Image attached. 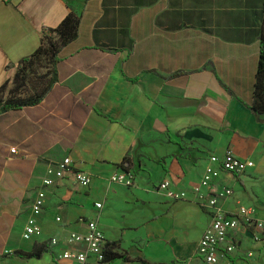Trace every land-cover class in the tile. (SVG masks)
Listing matches in <instances>:
<instances>
[{"label":"crops","instance_id":"crops-1","mask_svg":"<svg viewBox=\"0 0 264 264\" xmlns=\"http://www.w3.org/2000/svg\"><path fill=\"white\" fill-rule=\"evenodd\" d=\"M70 12L80 17L77 36L55 63L41 54L21 64L40 47L42 28ZM263 18L264 0H0V99L40 96L0 112V264H74L59 256L65 238L95 216L124 257L86 264H200L211 211L194 187L209 156L227 151L245 171L219 170L200 192L230 188L218 200L224 213L251 207L264 220V116L251 109ZM67 156L71 165L55 178ZM122 163L131 187L110 180ZM78 171L90 175L87 187ZM164 179L185 197L157 190ZM39 191V233L23 239ZM250 233L235 231L227 264H264V233L256 241ZM43 245L40 257L17 255Z\"/></svg>","mask_w":264,"mask_h":264},{"label":"built area","instance_id":"built-area-1","mask_svg":"<svg viewBox=\"0 0 264 264\" xmlns=\"http://www.w3.org/2000/svg\"><path fill=\"white\" fill-rule=\"evenodd\" d=\"M9 152L16 155L17 149L12 147L9 149ZM70 165L71 160L67 156L50 173H53L55 178H59ZM246 166V161L234 156L231 151H227L222 158L216 155H210L209 164L205 166L200 180L194 187L201 206L211 211V221L204 229L196 251L195 258L200 264H227L225 259L235 251L234 233L240 228L247 227L251 230L250 238L252 241L258 240L260 235L264 233V220L255 217L251 207L239 206L237 211L232 215H227L222 211L218 205V200L230 196L232 193L230 188L222 187L212 196H207L200 192L201 188H209L213 180L218 177L219 170L239 174L245 171ZM75 178L77 184L82 187H87L91 181L90 175L80 171L75 173ZM110 180L126 187H131L134 184L133 173L124 163H122L119 171L110 176ZM43 184L51 185L53 184V179L45 178L43 179ZM156 188L164 192L171 200H178L185 197L184 191H177L171 188V182L168 179L162 180ZM43 197V192L39 191L32 203V215L27 218L24 224L21 235L23 239H30L39 233L36 216L41 212ZM94 205L97 210L102 208L101 202H96ZM97 219L98 217L95 216L88 220L85 231H71L67 234L65 239L70 247L62 248L59 254L60 258L73 262L74 264H86L89 257H92L98 263L104 262L106 242L103 232L98 226ZM56 220L59 221L60 218ZM49 243L52 246L57 245L58 239L51 238ZM252 255L251 252H247L248 257Z\"/></svg>","mask_w":264,"mask_h":264},{"label":"trees","instance_id":"trees-1","mask_svg":"<svg viewBox=\"0 0 264 264\" xmlns=\"http://www.w3.org/2000/svg\"><path fill=\"white\" fill-rule=\"evenodd\" d=\"M79 18L80 17L78 14L70 12L56 27H43L41 30L40 47L30 57L24 58L21 61V64L32 59H37L41 54L48 55L49 63L51 65L54 64L56 61L54 55L57 53V51L76 38L79 26ZM21 70H24V67L21 68ZM2 87L3 86H1V88ZM252 98V111L256 115L264 116V18L262 30L260 32V51L254 76ZM39 99L40 96L27 99H0V112L11 108H18L20 106L34 104ZM124 161H127V158H125ZM120 166L122 167V164ZM44 251H46V247L43 245L38 250L28 253H17V255L24 258L40 257ZM104 255V261H111L118 257H124V254L114 252L110 248L109 244L105 245Z\"/></svg>","mask_w":264,"mask_h":264},{"label":"rangeland","instance_id":"rangeland-1","mask_svg":"<svg viewBox=\"0 0 264 264\" xmlns=\"http://www.w3.org/2000/svg\"><path fill=\"white\" fill-rule=\"evenodd\" d=\"M45 61H46V60H44V62H45ZM43 65H44V63H43ZM39 72H42V73H43V72H44V69H40Z\"/></svg>","mask_w":264,"mask_h":264}]
</instances>
